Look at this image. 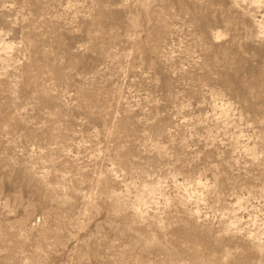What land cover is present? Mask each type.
<instances>
[{
	"label": "rangeland",
	"instance_id": "374dc122",
	"mask_svg": "<svg viewBox=\"0 0 264 264\" xmlns=\"http://www.w3.org/2000/svg\"><path fill=\"white\" fill-rule=\"evenodd\" d=\"M0 264H264V0H0Z\"/></svg>",
	"mask_w": 264,
	"mask_h": 264
}]
</instances>
